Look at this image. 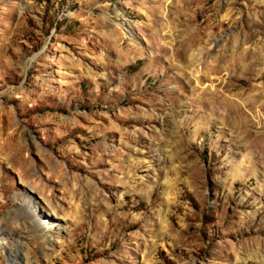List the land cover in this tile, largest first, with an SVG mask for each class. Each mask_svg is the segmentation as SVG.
<instances>
[{
    "label": "rangeland",
    "instance_id": "rangeland-1",
    "mask_svg": "<svg viewBox=\"0 0 264 264\" xmlns=\"http://www.w3.org/2000/svg\"><path fill=\"white\" fill-rule=\"evenodd\" d=\"M2 232L0 264H264V0H0Z\"/></svg>",
    "mask_w": 264,
    "mask_h": 264
},
{
    "label": "bare ground",
    "instance_id": "bare-ground-1",
    "mask_svg": "<svg viewBox=\"0 0 264 264\" xmlns=\"http://www.w3.org/2000/svg\"><path fill=\"white\" fill-rule=\"evenodd\" d=\"M198 35H199V33H198ZM200 38H201V36H200ZM238 40L239 39H236L235 42L238 43ZM237 43H236V45H237ZM236 45H235V50L238 48V47H236ZM213 47H214V45L212 44L210 48H213ZM207 50H209V49H207ZM248 51H249L248 48L247 49L244 48V51H243L242 54L241 53L238 54V53H236V51H235V53H232V56L230 57V61L228 63V67L227 68L228 69L229 68L230 69H238L240 71H243L245 69H251L252 66H253V61L248 62V60H249L248 54H247ZM249 101L252 102V100H249ZM236 102H237L236 99H233V100L227 99L226 102H224V107L226 108V110H225L226 114H227V116H230L233 120H235V122L238 121V122H240V124H241V122H243L244 126L243 125H241V126H243V128H245L246 126H248V125L245 124L246 123L245 113H244V111L242 109H240L236 105L237 104ZM21 238H22L21 236L17 237L15 235L7 234L6 232L0 233V241L3 240V241H5L6 243H9V244L10 243H15V239H17V240L19 239L20 240ZM50 242H51V239H48V243H50Z\"/></svg>",
    "mask_w": 264,
    "mask_h": 264
}]
</instances>
